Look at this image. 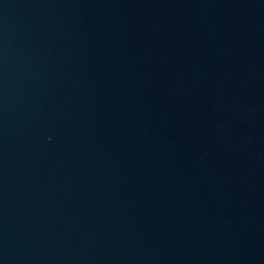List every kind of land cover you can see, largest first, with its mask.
Listing matches in <instances>:
<instances>
[{
  "label": "water",
  "instance_id": "95a60500",
  "mask_svg": "<svg viewBox=\"0 0 264 264\" xmlns=\"http://www.w3.org/2000/svg\"><path fill=\"white\" fill-rule=\"evenodd\" d=\"M0 264H264V0H0Z\"/></svg>",
  "mask_w": 264,
  "mask_h": 264
}]
</instances>
